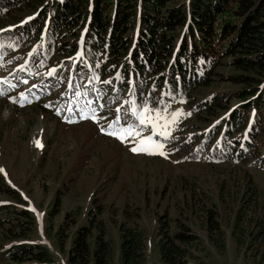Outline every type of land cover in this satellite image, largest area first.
Masks as SVG:
<instances>
[{"label":"rangeland","instance_id":"374dc122","mask_svg":"<svg viewBox=\"0 0 264 264\" xmlns=\"http://www.w3.org/2000/svg\"><path fill=\"white\" fill-rule=\"evenodd\" d=\"M33 11L16 14L18 20L13 22H3L4 15H0V39H5L7 27ZM34 43L24 41L19 50L6 52L11 53L10 58L0 61V205L26 209L34 222L26 238L8 239L1 232L4 227L15 235L21 232L15 224L19 215L0 214V264H13L5 260L2 251L15 242L43 245L56 264H67L70 235L94 220L103 225L105 239L113 243L115 259L118 226L125 222L136 224L145 234V264H161L156 243L164 228L170 233L186 230L195 237L188 246L187 264H260L264 232L257 238L254 235L264 215L258 205L264 201V168L259 167H264V118L257 145L251 146L254 156L241 161L199 160V150L191 142L197 141V145L202 141L223 112L217 109L197 117L184 105L176 103L167 112L157 101L152 105L148 100L139 101L136 113L129 115L124 105L127 90L122 89L102 92L101 99L98 94L87 98L77 95L68 103L67 80L52 79L54 73L48 75L47 71L53 66L40 67L36 58L39 49L29 66L25 64V51ZM218 46L215 42L211 47L216 62L213 78L217 80L206 89H198L194 101L217 94L225 98L228 107H237L233 96L240 86L227 81L235 72L229 59L221 57L222 47ZM20 70L27 71L21 74L25 82L13 78ZM15 86L20 90L13 91ZM176 113L180 116L172 122ZM141 117L146 118L147 126L139 123ZM101 122L116 133L132 126L135 139L122 142L104 135ZM176 122L184 129L181 144L164 150V156L131 151L140 139L151 136L155 140L152 133H144L151 131L152 125L156 132L169 134ZM250 181L259 200H247L254 188ZM4 184L24 203L4 192ZM55 200L58 206H54ZM62 223L64 248L59 249L53 236Z\"/></svg>","mask_w":264,"mask_h":264},{"label":"trees","instance_id":"16d2710c","mask_svg":"<svg viewBox=\"0 0 264 264\" xmlns=\"http://www.w3.org/2000/svg\"><path fill=\"white\" fill-rule=\"evenodd\" d=\"M29 11L35 16L14 26L20 19L3 34L6 52L19 50L24 41H35L42 68L53 65L55 70L60 61L62 66L55 74L60 73L63 81L73 64L75 69L86 71L75 72L78 77L74 80L81 87L95 77L110 88L118 85L132 89L137 96H148L151 102H167V108L173 101L185 104L197 117L218 109L224 115L194 148L199 150L197 158L203 153L212 160L241 161L251 156L250 146L257 145L264 118V0H0L3 22L18 20L16 14ZM215 42L235 72L227 81L240 86L233 96L238 100L234 108L217 94L194 101L198 89H206L217 80L212 70L216 62L211 47ZM79 48L81 55L74 63ZM86 90L77 89L76 93ZM183 130L179 127L178 132ZM3 186L14 201L24 203L6 184ZM257 193L254 186L247 200H259ZM54 204L58 206L56 200ZM258 205L264 209V201ZM8 212L19 215L15 224L21 232L15 235L4 227L1 234L8 239L26 238L34 226L30 211L0 205V214ZM257 227L254 238L264 232V215ZM62 230L63 223L53 236L59 249L64 248ZM185 231H160L156 251L161 264H187L188 246L195 237ZM104 235L103 225L96 220L76 228L70 235L66 263L145 264V234L136 224L123 222L118 226L116 259L113 243ZM2 255L13 264H56L43 245L15 242ZM260 264H264V257Z\"/></svg>","mask_w":264,"mask_h":264},{"label":"snow or ice","instance_id":"6c2138e0","mask_svg":"<svg viewBox=\"0 0 264 264\" xmlns=\"http://www.w3.org/2000/svg\"><path fill=\"white\" fill-rule=\"evenodd\" d=\"M0 94H3V93H0ZM21 106H23V105H21ZM179 116H180V113L174 114L173 118H172V122H175L178 119ZM117 119L119 121L120 118L118 117ZM69 122H71V121H69ZM139 123L141 125L147 126L146 125V118L145 117H141L140 120H139ZM152 128H153V133L154 134L163 135L165 139L168 137V133L167 132L156 133V131H155L156 126L155 125H152ZM106 134L113 135L117 139H120L122 142L126 138H129V137L135 139V137L133 136V128H132V126H129L127 128L118 130V133L108 132ZM136 135H139V133H137ZM146 145H149L150 147H145ZM37 146H40L38 141H37ZM163 148H164V145L162 143L153 142L151 136H149L147 139H140L138 141L137 146L132 147L131 151L133 153L146 152V154H150V155H157L158 154V155L164 156L165 153L163 152Z\"/></svg>","mask_w":264,"mask_h":264},{"label":"bare ground","instance_id":"6f19581e","mask_svg":"<svg viewBox=\"0 0 264 264\" xmlns=\"http://www.w3.org/2000/svg\"><path fill=\"white\" fill-rule=\"evenodd\" d=\"M129 107V106H128Z\"/></svg>","mask_w":264,"mask_h":264}]
</instances>
